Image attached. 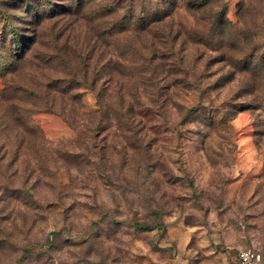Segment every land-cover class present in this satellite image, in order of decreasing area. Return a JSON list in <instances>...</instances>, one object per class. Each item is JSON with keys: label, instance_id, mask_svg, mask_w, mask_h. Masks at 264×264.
Here are the masks:
<instances>
[{"label": "rangeland", "instance_id": "obj_1", "mask_svg": "<svg viewBox=\"0 0 264 264\" xmlns=\"http://www.w3.org/2000/svg\"><path fill=\"white\" fill-rule=\"evenodd\" d=\"M263 94L264 0H0V264L264 257Z\"/></svg>", "mask_w": 264, "mask_h": 264}, {"label": "built area", "instance_id": "obj_2", "mask_svg": "<svg viewBox=\"0 0 264 264\" xmlns=\"http://www.w3.org/2000/svg\"><path fill=\"white\" fill-rule=\"evenodd\" d=\"M238 261L239 264H264V257L254 248H245L239 252Z\"/></svg>", "mask_w": 264, "mask_h": 264}, {"label": "trees", "instance_id": "obj_3", "mask_svg": "<svg viewBox=\"0 0 264 264\" xmlns=\"http://www.w3.org/2000/svg\"><path fill=\"white\" fill-rule=\"evenodd\" d=\"M156 8V6L154 7V8H152V9H155ZM164 16L163 15H161V13H160V11L156 8L155 10H153V14H152V21H156V20H159V19H162ZM219 18V17H218ZM144 19V18H143ZM221 21H223V22H221ZM220 22L221 23H219L216 27H219V26H223V28H224V24L228 21V20H221ZM148 20H146V22H142V24H141V29H143L144 27H145V25L146 24H148ZM217 22V21H216ZM140 26V25H139ZM147 26V25H146ZM252 63V62H251ZM253 64V63H252ZM254 65V64H253ZM254 73L255 74H257V72H256V69H254ZM256 100H259L260 101V99H258V97H256ZM262 101H264V94L262 95V98H261V101L260 102H262Z\"/></svg>", "mask_w": 264, "mask_h": 264}]
</instances>
